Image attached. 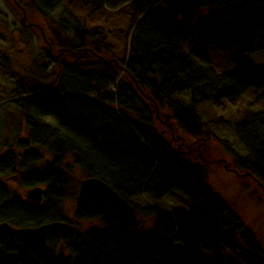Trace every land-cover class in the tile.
Wrapping results in <instances>:
<instances>
[{
  "label": "trees",
  "instance_id": "1",
  "mask_svg": "<svg viewBox=\"0 0 264 264\" xmlns=\"http://www.w3.org/2000/svg\"><path fill=\"white\" fill-rule=\"evenodd\" d=\"M31 1L53 18L47 12L50 0ZM128 1L88 5L100 10ZM131 7L134 31L126 60L107 58L95 40L99 29L88 30L66 16L52 19L54 36L76 61L57 62L53 83H43L45 71H14L5 56L2 66L18 77L13 93L28 94L20 114L29 134L17 139V152L12 146L0 156V176L11 175L26 188H45L38 205L0 179V222L21 228L57 220L67 225L49 235L44 251L0 234V264H264L260 238L211 187L206 168L155 126L156 109L169 105L176 129L197 137L206 130L198 106L264 91V61L250 56L264 54V0H132ZM66 27L76 32L78 44L65 35ZM190 39L231 53L233 68L217 73L205 53L185 50ZM69 74L83 82L68 84ZM182 92H190V105L174 99ZM238 126L249 150L238 157V167L264 188V110ZM77 171L104 180L152 216L149 231L118 227L104 205L76 209V219H100L101 225L72 226L63 207L75 193ZM172 191L184 194L191 208L168 212L133 201L141 194L159 200ZM59 248L67 255L60 256Z\"/></svg>",
  "mask_w": 264,
  "mask_h": 264
},
{
  "label": "rangeland",
  "instance_id": "2",
  "mask_svg": "<svg viewBox=\"0 0 264 264\" xmlns=\"http://www.w3.org/2000/svg\"><path fill=\"white\" fill-rule=\"evenodd\" d=\"M92 1L50 0L47 8V12L53 17L50 18L35 9L31 0H0V156L12 146H14L12 150L16 151L17 139L26 138L29 134L25 120L20 114L21 99L28 94L13 93L18 77L2 66L5 56L9 57L14 71L20 74L45 71L48 78L42 80L43 83H53L56 77L51 76V73L57 70V62L67 61L73 64L76 61L74 54L62 51L63 48L58 46L54 36L53 28L57 25L54 21L57 22L66 16L71 20L80 21L88 30L99 29L97 35L95 34V40L101 43L100 48L107 58L126 60L134 31L132 0L116 7L105 6L100 10H94L88 5V2ZM64 31L73 43L80 42L74 30L66 27ZM86 38L91 42L94 40L92 37ZM185 44L187 52L205 53L209 64L216 72H225L233 68L229 60L231 53L203 45L195 39H190ZM250 56L257 61H264V54ZM73 75L75 74L66 77L68 84L71 85L74 80L78 83L83 82L80 76ZM190 96V92H182L175 95L174 99L190 105ZM197 109L206 127L200 136L186 135L177 130L169 105L156 109L160 118L155 122V126L166 140L179 148L189 160L206 168L208 182L239 213L246 226L258 235L264 247V188L255 179L245 176L246 172L237 164L238 157L249 154L239 136L238 125L248 115L264 110V91L249 90L238 99L209 101ZM77 174L79 178L75 185V193L66 199L63 208L72 226L86 230L91 226L101 225V221L75 218L78 208L76 196L79 194L81 181L86 178L80 171H77ZM0 179L11 181V185L25 197L31 189L20 186L17 181L12 180L11 175L0 176ZM134 202L142 207L157 206L168 212L175 206L191 208L189 199L178 191H172L159 200L141 194ZM136 212L138 226L142 225L144 231H148L153 224V217L140 209ZM58 251H64L62 256L67 255L63 248H59Z\"/></svg>",
  "mask_w": 264,
  "mask_h": 264
},
{
  "label": "water",
  "instance_id": "3",
  "mask_svg": "<svg viewBox=\"0 0 264 264\" xmlns=\"http://www.w3.org/2000/svg\"><path fill=\"white\" fill-rule=\"evenodd\" d=\"M144 15V14H143ZM141 15L139 20L143 17ZM112 186L100 178L89 177L81 181L80 191L76 196L78 208L93 205H104L117 218L122 229H129L138 226V216L131 203L126 200ZM27 198L35 204H41L44 198V189L40 186L31 188ZM66 222L57 220L48 222L40 226L17 227L8 222H0V234L9 239H15L27 247L48 249V237L51 233L64 229ZM177 249H181L180 243L175 244ZM63 255V252H60Z\"/></svg>",
  "mask_w": 264,
  "mask_h": 264
},
{
  "label": "bare ground",
  "instance_id": "4",
  "mask_svg": "<svg viewBox=\"0 0 264 264\" xmlns=\"http://www.w3.org/2000/svg\"><path fill=\"white\" fill-rule=\"evenodd\" d=\"M145 14V13H144ZM143 15V14H142ZM226 72V71H225ZM218 73V72H217ZM219 73H223V72H219ZM246 174L248 175V176H251V172H247V173H245V176H246ZM209 184H210V182H209ZM211 185V184H210ZM211 187H213L212 185H211ZM134 201V200H133ZM130 202V201H129ZM131 203V205H133L132 204V202H130ZM135 203V202H134ZM134 206V205H133ZM135 208V207H134ZM136 210V209H135ZM137 213V212H136ZM139 229L141 230V231H144V226H142V225H139ZM149 231V230H148ZM148 231H145V232H148Z\"/></svg>",
  "mask_w": 264,
  "mask_h": 264
},
{
  "label": "clouds",
  "instance_id": "5",
  "mask_svg": "<svg viewBox=\"0 0 264 264\" xmlns=\"http://www.w3.org/2000/svg\"><path fill=\"white\" fill-rule=\"evenodd\" d=\"M139 19V18H138Z\"/></svg>",
  "mask_w": 264,
  "mask_h": 264
}]
</instances>
